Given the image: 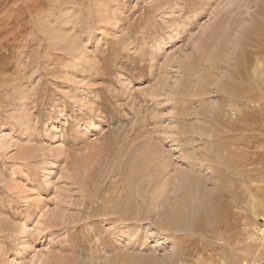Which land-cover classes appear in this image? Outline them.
Instances as JSON below:
<instances>
[{"label":"rangeland","instance_id":"rangeland-1","mask_svg":"<svg viewBox=\"0 0 264 264\" xmlns=\"http://www.w3.org/2000/svg\"><path fill=\"white\" fill-rule=\"evenodd\" d=\"M256 66L264 0H0V264H264Z\"/></svg>","mask_w":264,"mask_h":264},{"label":"bare ground","instance_id":"bare-ground-1","mask_svg":"<svg viewBox=\"0 0 264 264\" xmlns=\"http://www.w3.org/2000/svg\"><path fill=\"white\" fill-rule=\"evenodd\" d=\"M34 4V3H33ZM31 6V5H30ZM29 6V7H30ZM257 72H260L261 73V75H263V77H264V69L262 68V67H260V66H256V68L254 69V73L257 75ZM258 81V80H257ZM263 83V82H262ZM263 85V84H262ZM263 89H264V86H263ZM264 92V91H263ZM252 190H253V188H250V197H249V203L251 204V207H252V209H254L255 208V206L258 204V205H261L263 208H264V201L263 202H261V201H258L257 202V200H256V197L254 196V194H253V192H252ZM185 202H183V204H184ZM264 210V209H263ZM186 213V212H185ZM174 215H175V218H174V221H179L178 223H179V225L181 226V225H185L186 224V218H184V217H182V215L180 214V212L179 211H177V212H175L174 213ZM188 222V221H187ZM174 228V227H173ZM168 241V240H167Z\"/></svg>","mask_w":264,"mask_h":264}]
</instances>
